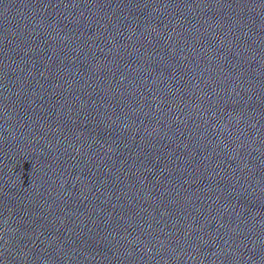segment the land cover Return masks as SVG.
<instances>
[{
	"label": "water",
	"instance_id": "obj_1",
	"mask_svg": "<svg viewBox=\"0 0 264 264\" xmlns=\"http://www.w3.org/2000/svg\"><path fill=\"white\" fill-rule=\"evenodd\" d=\"M0 264H264V0H0Z\"/></svg>",
	"mask_w": 264,
	"mask_h": 264
}]
</instances>
